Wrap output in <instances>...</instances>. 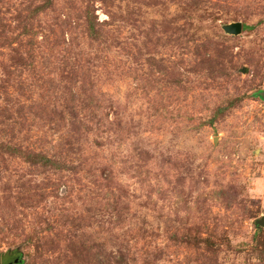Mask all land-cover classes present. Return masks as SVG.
Masks as SVG:
<instances>
[{"label": "rangeland", "instance_id": "rangeland-1", "mask_svg": "<svg viewBox=\"0 0 264 264\" xmlns=\"http://www.w3.org/2000/svg\"><path fill=\"white\" fill-rule=\"evenodd\" d=\"M263 218L264 0H0V264H264Z\"/></svg>", "mask_w": 264, "mask_h": 264}, {"label": "water", "instance_id": "water-1", "mask_svg": "<svg viewBox=\"0 0 264 264\" xmlns=\"http://www.w3.org/2000/svg\"><path fill=\"white\" fill-rule=\"evenodd\" d=\"M224 31L227 34L233 35V36H238L242 33V24L241 23H236L233 25H229L224 27ZM260 225H264V218L259 222ZM19 260L15 259L13 260V263L16 264L18 263Z\"/></svg>", "mask_w": 264, "mask_h": 264}]
</instances>
